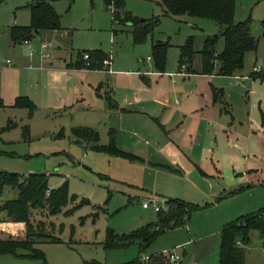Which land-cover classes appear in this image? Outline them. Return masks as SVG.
Listing matches in <instances>:
<instances>
[{"label": "crops", "instance_id": "crops-1", "mask_svg": "<svg viewBox=\"0 0 264 264\" xmlns=\"http://www.w3.org/2000/svg\"><path fill=\"white\" fill-rule=\"evenodd\" d=\"M10 25L6 43L0 48V95L4 100L0 109H24L28 117L39 104H45L48 115L60 117L57 135L71 132L73 126H88L97 130L100 144L108 142L109 130L113 129L116 145L137 158L95 149L104 160L99 171L140 202L151 196L164 202L169 198L207 202L191 214L186 226L171 229L175 235L171 244L181 245L184 254L185 244L192 243L191 249L212 256L210 264H216L222 225L264 206V149L252 137L264 127V97L256 101V86L248 80L250 76L241 74V69L233 74L201 72V59L194 56L184 67H179L177 57V68L158 70L149 63V55L139 58L141 62L113 55V71L108 72L78 65L79 56L73 62L62 39V44L58 41L53 47L51 38L64 36L58 35L61 29L43 30L27 42L13 43ZM212 30H217V24ZM36 36L38 39L33 40ZM42 41L48 46L42 48ZM16 47L18 60L26 58L19 67L53 73L52 90L45 103L38 99L40 92L33 93L27 84L3 87L4 69L13 65L4 55ZM17 95L37 101L31 114L27 108L13 105ZM258 133L263 139V132ZM73 140L81 145L85 142ZM198 217L199 221L191 224ZM5 222L0 226L8 230L25 225L24 221Z\"/></svg>", "mask_w": 264, "mask_h": 264}, {"label": "rangeland", "instance_id": "rangeland-1", "mask_svg": "<svg viewBox=\"0 0 264 264\" xmlns=\"http://www.w3.org/2000/svg\"><path fill=\"white\" fill-rule=\"evenodd\" d=\"M29 1L0 0L1 49L7 40L6 28L9 24L29 23ZM50 1L60 14L61 32L58 34L59 37L64 33V36L58 38L59 40L56 37L51 38L52 46L57 45L58 41L62 44L63 41L68 52L67 56L70 53L73 62L78 57V50L84 49H99L104 53L112 51V54L120 60L131 61L132 59L134 62H141L138 60L139 58L147 55L151 57L152 40H166L170 45L169 49L167 48L164 69L167 66L175 69L177 68L179 44L183 43L189 34L194 36L196 49L194 57L198 59L200 57L198 50L202 45L204 32L216 31L212 30L216 23L210 18L192 16L187 13L177 16L168 15L163 12L161 5L155 0H125L124 8L133 14L142 18L159 17V22L145 40L133 43L131 32L125 25L114 26L111 20V10L104 5L103 0ZM234 17L236 20H248L250 32L257 38L256 49L248 50L245 53L240 73L250 76L248 80L253 86H256V101L258 102L259 97H264V76L260 78L254 77L252 74L255 72L264 73V0H234ZM113 26L116 28L115 30L118 29L116 33L112 31ZM35 39L38 37H34L33 40ZM221 45L222 39L220 38L217 47L219 48ZM17 50L18 47L14 50L10 49L4 55L5 58L11 59L13 65L4 69L7 74L3 87L12 89L14 86L22 87L27 84L28 89L33 93L40 92L41 96H38L40 97L38 99L45 103L52 90L50 73L52 75L53 73L33 67L22 69L19 65L26 58L18 60L15 55ZM22 55L25 56L24 51ZM36 58L34 56V59ZM151 62L154 64L152 57L149 63ZM257 67L261 69L258 71ZM253 80L256 81L254 84ZM231 101L233 102L232 98ZM35 102L37 103V101ZM38 106V109L28 117L24 109H0V170L24 174L45 171L49 187H55L66 180L70 194H77L78 198L87 197L89 202L80 205L69 214L60 211L51 215L47 212L46 207L34 208L31 214L34 231L51 233L58 237L57 240H53L39 236L34 245L44 252L45 261L48 264H82L83 260L91 259L106 264H118L132 259L138 253L136 244L109 249L103 246L106 227L109 226L117 232L130 231L147 221L155 220L157 218L156 210L152 207L143 208L137 197H129L125 188L120 184L106 179L107 174L99 171L100 165L104 166V160L98 157L99 152H96L88 144L86 145L85 142L83 145L74 142L73 134L69 130H65L64 134L57 135L59 115H48L45 112L48 110V106L45 104ZM14 121L16 124L10 125ZM25 127L27 131H25ZM259 131L264 134V127ZM258 132L252 137L259 142V148L264 149V138L261 139ZM260 140H263V145H260ZM251 148H254L253 143ZM262 178L264 179L263 175ZM49 191L46 190L45 194H49ZM13 193V190L4 186L0 192V199L14 196ZM159 202L162 206L164 205L161 200ZM73 203L69 201L63 206V209L69 208ZM95 211H98L97 215L93 214ZM199 219L198 217V220L191 221V224H196ZM39 220L44 221V224L42 226L39 224L37 227L36 224ZM2 221H6V225L16 223V220L10 218H2ZM180 226L184 227L186 224ZM1 228L0 238L6 237V235L22 237L26 225L23 228L15 226L13 230ZM171 229L164 230L147 245L142 254V259L147 264L151 260V256H144L156 255L166 248L174 247L181 254L182 246L171 244L175 236ZM190 244L192 243L185 244V253L181 254V264H210L212 256H202L199 252L191 249ZM262 244L263 239L258 231L253 230L245 248V264H264ZM215 256L218 261V250H215ZM42 263L41 257L31 258L11 252L0 253V264Z\"/></svg>", "mask_w": 264, "mask_h": 264}, {"label": "trees", "instance_id": "trees-1", "mask_svg": "<svg viewBox=\"0 0 264 264\" xmlns=\"http://www.w3.org/2000/svg\"><path fill=\"white\" fill-rule=\"evenodd\" d=\"M162 7L165 14L180 15L187 13L192 16L207 17L217 24V30L204 33L202 45L198 50L201 59L200 71L220 74H233L243 66L246 51L254 50L257 46V38L250 32L248 20H235L234 0H155ZM125 0H103L105 6L113 5L111 20L114 26L125 25L131 32L133 43H139L153 31L159 22L158 16L140 17L124 8ZM30 21L28 24H12L9 27V37L13 43H20L30 39L35 33L48 29H60V14L53 7L50 0H30ZM113 31H116L114 28ZM222 39L221 47L217 44ZM168 41L154 40L151 42V57L154 66L158 70H164ZM90 53L87 67H98L106 53L99 49H84ZM78 50V65H83L81 52ZM196 49L194 36L189 34L179 47L178 65L186 66L192 61ZM254 75L263 77L264 73L255 72ZM16 107H25L29 114L36 108L35 102L27 95H17L13 101ZM4 106V100L0 95V107ZM25 131L27 128L25 127ZM73 137L77 141H85L91 148L105 151L128 158H137L133 153L120 149L115 142L113 129L109 130V140L100 144L97 130L88 126H73ZM4 186L13 190L14 196L7 197L0 202L1 218H10L16 221H24L25 233L22 237L6 235L0 238V253L11 252L20 256L31 258L41 257L42 264L45 261L44 252L34 245L37 237L43 236L57 240L58 237L51 233L35 232L31 220L34 208H47L49 214L63 211L64 214L72 213L80 205L89 202L87 197L78 198L77 194H70L67 189V181L63 180L55 187H51L49 194H45L48 186V177L45 171L28 172L27 174L16 171L0 170V192ZM69 201L74 202L69 208L63 206ZM207 205L183 199L169 198L165 200V207L156 211L157 218L148 221L139 227L127 232H117L107 226L103 246L106 249L113 247H125L130 244L138 246L135 257L118 264H147L142 259L147 245L166 229L188 222L191 214ZM98 211L93 214L97 215ZM83 218V216H82ZM52 222V221H51ZM50 223V222H49ZM53 223V222H52ZM44 224L39 220L36 226ZM35 226V227H36ZM257 230L261 238L264 236V206L256 210L238 215L234 219L225 222L219 230V254L217 264H245V247L250 241L251 232ZM39 233V234H37ZM44 239V238H43ZM148 264H168L161 254H150ZM82 264H106L96 259L83 260Z\"/></svg>", "mask_w": 264, "mask_h": 264}, {"label": "built area", "instance_id": "built-area-1", "mask_svg": "<svg viewBox=\"0 0 264 264\" xmlns=\"http://www.w3.org/2000/svg\"><path fill=\"white\" fill-rule=\"evenodd\" d=\"M110 8H113V5L110 4L109 6ZM24 42H27L28 39H25L23 40ZM40 46L43 48V47H47L48 46V42H45V41H42L40 43ZM31 52V51H30ZM46 55L48 53H45ZM81 57L83 59V66H88L89 64V57H90V53L88 50H84L81 52ZM112 58H113V54H112V51L106 53L105 57L102 58V60L100 61V64H99V68L103 69V70H106L108 72H112L113 71V68H112ZM6 62L8 64L11 63V59L10 58H6ZM184 67V66H182ZM261 68L260 67H257V70L259 71ZM51 187H48L46 190L49 191ZM160 199L154 197V196H151V197H146L144 200H142L141 202V205L143 207H152L154 210H158L160 208H162L164 205H165V202L164 200H161V203H163L164 205L162 206L159 202ZM0 222H2V218H1V215H0ZM0 229L1 226H0ZM263 239V249H264V236L262 237ZM159 254H161L162 256H164V258L167 260L168 264H179L180 262V259H181V254L180 252H178L174 247H170V248H166L164 250H161L158 252ZM144 257H149V255H146Z\"/></svg>", "mask_w": 264, "mask_h": 264}]
</instances>
